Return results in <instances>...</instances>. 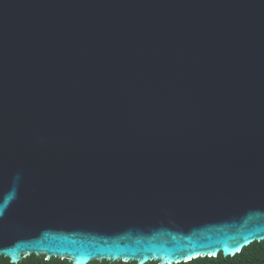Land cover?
I'll return each instance as SVG.
<instances>
[{"label": "water", "instance_id": "95a60500", "mask_svg": "<svg viewBox=\"0 0 264 264\" xmlns=\"http://www.w3.org/2000/svg\"><path fill=\"white\" fill-rule=\"evenodd\" d=\"M263 240L264 0H0V256Z\"/></svg>", "mask_w": 264, "mask_h": 264}, {"label": "trees", "instance_id": "16d2710c", "mask_svg": "<svg viewBox=\"0 0 264 264\" xmlns=\"http://www.w3.org/2000/svg\"><path fill=\"white\" fill-rule=\"evenodd\" d=\"M0 264H72L66 259H60L58 257H52L45 260L44 256H36L34 254L29 255L18 263H11L7 257L0 256ZM88 264H137L135 261L123 262L117 261H96L93 260ZM145 264H157L154 261L147 262ZM177 264H186L181 262ZM187 264H264V240L260 242H253L250 245L244 247L241 252L234 256L223 257L219 253L215 257H198L187 261Z\"/></svg>", "mask_w": 264, "mask_h": 264}, {"label": "snow or ice", "instance_id": "6c2138e0", "mask_svg": "<svg viewBox=\"0 0 264 264\" xmlns=\"http://www.w3.org/2000/svg\"><path fill=\"white\" fill-rule=\"evenodd\" d=\"M239 250H240L239 248L236 249V251H239ZM209 256L211 258V257L215 256V253H210ZM193 258H196V257H188V260H191ZM186 264H187V261H186Z\"/></svg>", "mask_w": 264, "mask_h": 264}, {"label": "bare ground", "instance_id": "6f19581e", "mask_svg": "<svg viewBox=\"0 0 264 264\" xmlns=\"http://www.w3.org/2000/svg\"><path fill=\"white\" fill-rule=\"evenodd\" d=\"M43 255V254H40V256ZM44 256V255H43Z\"/></svg>", "mask_w": 264, "mask_h": 264}]
</instances>
